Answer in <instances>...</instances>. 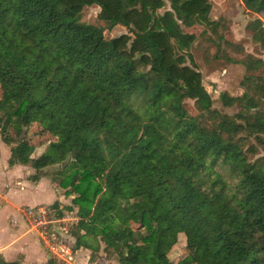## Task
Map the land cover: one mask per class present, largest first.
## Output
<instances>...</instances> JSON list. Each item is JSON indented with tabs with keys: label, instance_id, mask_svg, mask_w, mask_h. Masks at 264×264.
<instances>
[{
	"label": "trees",
	"instance_id": "trees-1",
	"mask_svg": "<svg viewBox=\"0 0 264 264\" xmlns=\"http://www.w3.org/2000/svg\"><path fill=\"white\" fill-rule=\"evenodd\" d=\"M91 6L95 21H81ZM210 8V0H0L7 165L31 167L32 182L57 166L51 180L77 218L68 244L88 250L89 263L104 245L118 264H264V61L225 39ZM254 12L264 13V0ZM195 25L199 37L184 32ZM116 26L127 33L107 42ZM247 30L264 53L262 22ZM202 44L242 65L259 96L221 92V106L235 112L214 108L190 52ZM34 123L50 136L37 157L26 140ZM50 208L62 216L58 202ZM180 234L194 251L171 261L162 247ZM0 264L21 258L0 255Z\"/></svg>",
	"mask_w": 264,
	"mask_h": 264
},
{
	"label": "rangeland",
	"instance_id": "rangeland-1",
	"mask_svg": "<svg viewBox=\"0 0 264 264\" xmlns=\"http://www.w3.org/2000/svg\"><path fill=\"white\" fill-rule=\"evenodd\" d=\"M257 2L258 0H210V18L220 23L219 31L225 39L234 43H240L245 54H253L264 61V53L260 52V50H258V48H256L252 43L250 33L247 30V25L254 19H259L264 25V13L257 14L254 12ZM168 6L169 4L166 2V9H168ZM98 10L99 9L96 6L84 8L80 14V20L83 22H94ZM183 30L185 33L193 34L195 37H199L202 27L195 25L189 28L183 27ZM126 33L127 31L124 27L116 26L111 31H105L104 36L105 40L108 42L111 38H115ZM196 43L197 42H194L193 45H196ZM190 52L192 53L191 55L193 57L194 66L200 73L202 86L210 95L213 101L212 106L220 112L227 114L235 112L233 109L223 108L221 106L218 100V95L221 92H226L231 96H239L243 93L244 89H247L255 96H259V81L255 77L244 81L245 71L243 66L238 63H227L224 58L221 57V54L218 57L215 47L208 44H202L197 46L195 49L192 48ZM226 53L233 59H241V57H243L242 54H238L230 50H226ZM186 64L190 65L189 60H187ZM255 74L258 75L259 72ZM184 108L190 115H195L196 109L193 101L186 100L184 102ZM26 140L35 147L32 156L37 157L47 146L50 141V136L41 132L38 124L34 123L30 126L27 132ZM3 145L6 146L7 151ZM10 147L11 146L5 145L0 140V194H3L5 189L7 190L3 181L8 180L9 171L6 172L7 170L4 169L3 161L4 156H6V152H8V157L10 155ZM56 169L57 166L48 167L42 170L41 173L44 174L46 179L51 180ZM32 173H34V171H32ZM24 177H22L19 182L22 181ZM51 183L54 184L61 193H63L62 189H60L55 182L51 180ZM16 200L17 198L14 197L10 202L12 204L20 202V200ZM66 201V203L62 204V215L67 216V218L71 217L72 220H70L71 222H68L67 226H61V229L59 231L57 230V233L63 234L62 228H64L65 231L69 226L74 225L77 222V218H75V210H65L66 207L70 206V197H67ZM21 208L22 207L19 208V212ZM7 210L8 212L14 211V213H17L10 206ZM3 216L4 215H1L2 218ZM6 223L7 226H10L11 221L6 219ZM132 228L136 229L137 225H132ZM63 236L68 242L73 241V239H71V237L67 234H63ZM194 247V244L186 242L184 235L180 234L175 245H163L162 250L167 254L171 261H176L183 256L192 254ZM63 257L65 260L72 262L73 264H81V258L76 259L74 262L71 255L66 254ZM60 260L61 261L58 264H66L64 260ZM97 260L98 261L96 262L98 264H118L111 249L106 248L104 245H101Z\"/></svg>",
	"mask_w": 264,
	"mask_h": 264
},
{
	"label": "crops",
	"instance_id": "crops-1",
	"mask_svg": "<svg viewBox=\"0 0 264 264\" xmlns=\"http://www.w3.org/2000/svg\"><path fill=\"white\" fill-rule=\"evenodd\" d=\"M3 147L6 148L4 145ZM7 154L8 152H6L3 161L4 169L7 170L6 172L9 171L8 180L3 181L7 190L5 189V192L0 194V255L8 262L20 257L21 264H44L49 258L54 256L43 247L39 236L29 229L21 210L23 207L34 206L50 208L54 202H58L59 208L62 209V204L67 202V197L45 176L41 177L37 182L30 181L29 176L34 171L31 167L22 165L9 167L7 165L9 158ZM22 177L24 178L19 182ZM14 197L17 198L16 201L20 200V202L12 204L10 201ZM9 206L17 213H14V211L8 212ZM20 207L22 208L19 212ZM1 215H4L3 218ZM6 219L11 221L10 226H7ZM71 256L74 262L76 259L81 258V264H98L96 262L98 260L94 263H89V251L83 248L74 252L71 250ZM56 259L58 262L61 261L59 258ZM64 261L66 264H73L65 259Z\"/></svg>",
	"mask_w": 264,
	"mask_h": 264
},
{
	"label": "built area",
	"instance_id": "built-area-1",
	"mask_svg": "<svg viewBox=\"0 0 264 264\" xmlns=\"http://www.w3.org/2000/svg\"><path fill=\"white\" fill-rule=\"evenodd\" d=\"M21 212L29 229L39 236L41 244L52 256L64 260V255H71V248L63 236L67 234L66 230L62 228L63 234L57 233L61 226L71 222V217H58L55 210L44 206L23 207Z\"/></svg>",
	"mask_w": 264,
	"mask_h": 264
}]
</instances>
